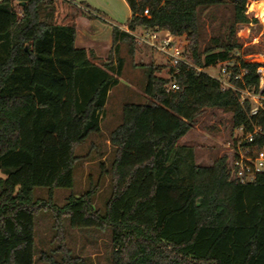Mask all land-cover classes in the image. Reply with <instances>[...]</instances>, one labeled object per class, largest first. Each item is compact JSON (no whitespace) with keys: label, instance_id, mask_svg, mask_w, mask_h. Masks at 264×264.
<instances>
[{"label":"trees","instance_id":"1","mask_svg":"<svg viewBox=\"0 0 264 264\" xmlns=\"http://www.w3.org/2000/svg\"><path fill=\"white\" fill-rule=\"evenodd\" d=\"M56 1L0 0V264H35V215L42 209L52 212L61 242L65 218L72 228L109 227L111 264H264V174L253 183L231 181L225 156L201 165L195 148L180 143L210 107L232 112L234 128L251 126L252 103L241 104L205 69L233 61L234 75L245 69V82L258 85L260 63L234 59L241 47L234 30L200 51V12L230 4L234 25L248 24L261 19L264 0H126L129 31L113 27L106 59L75 46V25L56 22ZM88 9L80 12L94 17ZM138 28L186 35L194 66H172L170 78L146 66L149 100L125 103L109 135L114 158L105 213L94 207L96 187L59 206L54 189L73 186L78 147L101 133L125 64L120 44L134 54L131 32ZM173 81L179 89L168 90ZM38 187L49 188V201L35 198ZM39 259L80 264L65 248L60 261L45 251Z\"/></svg>","mask_w":264,"mask_h":264},{"label":"rangeland","instance_id":"2","mask_svg":"<svg viewBox=\"0 0 264 264\" xmlns=\"http://www.w3.org/2000/svg\"><path fill=\"white\" fill-rule=\"evenodd\" d=\"M56 22H60L63 14L71 9L65 0L56 1ZM19 9V8H18ZM260 20L253 23L234 25V12L230 4L210 7L200 12V51L213 44V40L231 35L241 45L234 59L246 58L249 61L264 63V13ZM128 18L121 20L126 23ZM146 28H138L134 33L136 51L131 54L129 44H120V55L125 64L119 82L109 92L101 122L102 131L91 134L81 144L76 154L79 160L74 170V184L71 188H55L53 202L63 206L69 195H82L90 187H96L93 204L101 213H105L106 204L111 196L110 167L114 158V147L109 141L110 132L122 121V107L125 103H142L149 100L145 93L147 82L146 66L154 64L156 74L170 78L171 56L154 48L145 42H139V35ZM175 44L184 46L186 56L190 55L189 40L186 35L178 36ZM192 65L193 62L190 60ZM145 65V66H144ZM223 63L206 68L205 71L214 77L221 76ZM200 70V68H198ZM169 90V85L166 86ZM234 135L233 114L223 108H206L195 122L193 128L180 140L181 144L193 145L197 152V162L207 165L217 158L225 156L224 141H229ZM3 176L0 173V177ZM35 198L49 201V188L35 189ZM53 214L48 209H42L35 215L36 256L35 264H44L39 259L42 251L47 252L54 260L60 261L63 250L77 257L80 264H111L113 259L112 231L109 227L72 228L68 218L64 221V241L56 239L53 228ZM63 244L62 249H58ZM46 264V263H45Z\"/></svg>","mask_w":264,"mask_h":264},{"label":"built area","instance_id":"3","mask_svg":"<svg viewBox=\"0 0 264 264\" xmlns=\"http://www.w3.org/2000/svg\"><path fill=\"white\" fill-rule=\"evenodd\" d=\"M149 15V10H145ZM129 31L128 28H126ZM131 34L135 35L134 32ZM139 42L150 44L154 48L171 56L172 65L184 63L193 67L186 58L184 46L175 44L176 37L169 31L146 28L144 33L137 36ZM246 62V58H242ZM220 81L223 89H233L239 94L241 104L247 101L252 103L248 113L251 126L245 125L234 128V135L231 140L224 141L225 157L229 178L241 184L255 182L261 174H264V123H259V119L264 115V63H260L256 73L259 78L258 85H249L245 82L244 76L247 70H242L234 75L230 65L233 61L223 63ZM178 72V71H177ZM239 80L241 85H236L232 78ZM169 85V90L179 89V85L173 81Z\"/></svg>","mask_w":264,"mask_h":264},{"label":"crops","instance_id":"4","mask_svg":"<svg viewBox=\"0 0 264 264\" xmlns=\"http://www.w3.org/2000/svg\"><path fill=\"white\" fill-rule=\"evenodd\" d=\"M62 1V0H60ZM71 12L64 13L60 19L61 24L73 23L76 28L75 46L93 51L95 56L106 59L113 47V27L118 26L126 30L127 23L132 16L131 9L126 0H65ZM57 4V2H56ZM89 9L95 14L88 17L80 9ZM88 9V10H89ZM128 18L126 23H121ZM57 19V13H56ZM166 31V30H164ZM177 38V36H175ZM97 62V61H95ZM104 117V115H103ZM102 128V126H101ZM186 136L182 137L184 139ZM189 145V144H183ZM193 146V145H190ZM194 147V146H193ZM196 151V148H195ZM198 155L196 152V159ZM210 162L207 165H212ZM37 257V256H36ZM44 262V261H42ZM46 262H44L45 264ZM48 264V263H46Z\"/></svg>","mask_w":264,"mask_h":264}]
</instances>
